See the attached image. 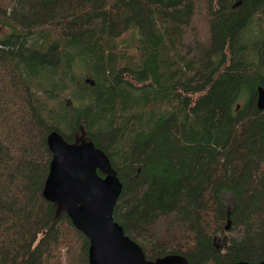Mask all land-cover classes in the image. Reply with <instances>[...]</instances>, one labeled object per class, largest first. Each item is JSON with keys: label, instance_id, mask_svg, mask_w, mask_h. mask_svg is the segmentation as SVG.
I'll return each instance as SVG.
<instances>
[{"label": "trees", "instance_id": "obj_1", "mask_svg": "<svg viewBox=\"0 0 264 264\" xmlns=\"http://www.w3.org/2000/svg\"><path fill=\"white\" fill-rule=\"evenodd\" d=\"M257 86L264 0H0V264H88L41 194L51 130L104 152L146 261L264 264Z\"/></svg>", "mask_w": 264, "mask_h": 264}, {"label": "water", "instance_id": "obj_2", "mask_svg": "<svg viewBox=\"0 0 264 264\" xmlns=\"http://www.w3.org/2000/svg\"><path fill=\"white\" fill-rule=\"evenodd\" d=\"M255 90V106L262 109L264 87L257 86ZM46 145L50 160L41 194L63 206L72 225L87 238L88 264H180L177 255L146 261L138 244L112 219L111 211L121 183L102 150L91 141L68 142L56 130L47 134ZM228 226L226 218L224 229Z\"/></svg>", "mask_w": 264, "mask_h": 264}, {"label": "rangeland", "instance_id": "obj_3", "mask_svg": "<svg viewBox=\"0 0 264 264\" xmlns=\"http://www.w3.org/2000/svg\"><path fill=\"white\" fill-rule=\"evenodd\" d=\"M225 240H226V237H220L219 235H216V236L214 237V242H215L216 244H221V243H223Z\"/></svg>", "mask_w": 264, "mask_h": 264}]
</instances>
